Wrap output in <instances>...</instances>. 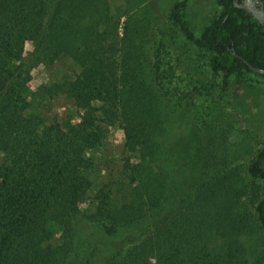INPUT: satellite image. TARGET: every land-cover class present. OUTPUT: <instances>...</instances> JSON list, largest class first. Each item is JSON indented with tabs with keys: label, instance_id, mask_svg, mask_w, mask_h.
<instances>
[{
	"label": "trees",
	"instance_id": "1",
	"mask_svg": "<svg viewBox=\"0 0 264 264\" xmlns=\"http://www.w3.org/2000/svg\"><path fill=\"white\" fill-rule=\"evenodd\" d=\"M189 1H176L168 14L211 55L224 89L232 74L257 73L234 50L264 68L257 19L233 0H218L220 15L196 35L183 17ZM121 16L109 0H55L51 7L46 0H0V264H69L75 219L107 222L113 235L140 223L167 198V172L156 162L163 111L145 71L147 23L132 20L122 37ZM31 36L41 59L54 63L67 56L81 68L46 89L74 99L84 110L81 120L47 124L35 112L36 96L22 91ZM117 123L128 131L124 172L132 188L123 197L101 189L93 197L95 211L83 209L94 170L88 152L100 146L102 127ZM248 171L264 183V146ZM184 203L156 221L154 231L121 241L102 264H252L246 240L264 231V198L256 205V221H247L225 182H201ZM52 232L58 237L52 239ZM216 235L223 238L220 251L211 246Z\"/></svg>",
	"mask_w": 264,
	"mask_h": 264
},
{
	"label": "rangeland",
	"instance_id": "2",
	"mask_svg": "<svg viewBox=\"0 0 264 264\" xmlns=\"http://www.w3.org/2000/svg\"><path fill=\"white\" fill-rule=\"evenodd\" d=\"M54 1L46 0L47 6L51 7ZM109 1L114 12L122 14L120 36L126 37L132 20L147 23L145 71L160 95L163 111L156 162L167 172V198L140 223L121 227L113 235H108L107 222H92L86 217L75 219L76 242L69 264H102L121 241L154 231L156 221L183 208L184 200L208 179L225 182L231 188L247 221H256V205L264 198L263 181L248 171L264 146V76L248 71L235 73L224 89L221 73L211 65V55L189 40L170 18L169 9L179 0ZM221 11L218 0H190L183 17L193 33L199 35ZM35 46L36 39L29 37L21 66L22 77L26 79L22 91L36 96L35 112L47 124L81 120L84 110L77 107L74 99L64 93L46 92L54 84L74 78L81 68L67 56L54 63L41 59L34 53ZM112 77L119 79L120 70L114 71ZM102 128L100 146L88 152L94 158L92 187L81 207L89 211L96 209L93 197L99 190L123 197L132 188L124 172L129 155L125 147L128 131L119 123ZM50 235L55 239L58 232ZM222 243L223 238L216 235L211 246L220 251ZM246 243L249 262L264 264V231L257 230L247 237Z\"/></svg>",
	"mask_w": 264,
	"mask_h": 264
},
{
	"label": "flooded vegetation",
	"instance_id": "3",
	"mask_svg": "<svg viewBox=\"0 0 264 264\" xmlns=\"http://www.w3.org/2000/svg\"><path fill=\"white\" fill-rule=\"evenodd\" d=\"M233 1L235 6L245 10V13L247 15H250L251 18H253L252 13L256 12L259 14L261 8H264V0H233ZM242 5H245L247 9L242 7ZM258 24L262 26L261 30L264 32V23L258 21ZM260 62L264 65V51L260 53ZM260 75L264 76V73H260Z\"/></svg>",
	"mask_w": 264,
	"mask_h": 264
},
{
	"label": "water",
	"instance_id": "4",
	"mask_svg": "<svg viewBox=\"0 0 264 264\" xmlns=\"http://www.w3.org/2000/svg\"><path fill=\"white\" fill-rule=\"evenodd\" d=\"M242 7H244L245 9H247V7L245 5H242ZM252 16H253V18L257 19L259 22H263L264 23V8H261L259 14L256 13V12L252 13ZM234 53L237 56L241 57L245 61V63H247L249 65V67H250L251 70H253V71L257 72V73H264V68L258 67V66H255V65L249 63V61L247 59H245L244 57H242L239 54H237V52L235 50H234Z\"/></svg>",
	"mask_w": 264,
	"mask_h": 264
}]
</instances>
